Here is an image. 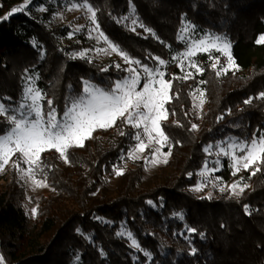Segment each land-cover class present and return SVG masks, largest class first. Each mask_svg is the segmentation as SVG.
Wrapping results in <instances>:
<instances>
[{
  "label": "trees",
  "instance_id": "1",
  "mask_svg": "<svg viewBox=\"0 0 264 264\" xmlns=\"http://www.w3.org/2000/svg\"><path fill=\"white\" fill-rule=\"evenodd\" d=\"M77 2L83 0H33L27 10L0 23V103L15 108L22 102L27 76L35 74L43 107L51 99L62 112L66 98L80 93L84 80L108 87L127 75L112 61L72 58L91 48L86 30L49 26L57 9ZM89 2L109 40L141 65L155 68L154 57L169 63L173 53L182 51L178 34L185 21L200 33L226 37L240 73L218 77L206 66L199 76L171 80L172 99L162 128L172 153L153 178L141 160L114 187L109 184L113 166L132 150L139 132L118 120L107 130L94 131L84 147L71 148L69 163L53 149L42 154L51 193L41 197L29 229L22 206L26 193L10 171L0 184V255L5 264H264V170L250 178L251 170L243 173L249 187L240 196L199 197L193 190L207 159L205 148L249 140L254 131L264 130V100L255 99L264 92V44L255 42L264 34V0ZM12 9L13 0H0V17ZM131 12L143 25L135 31L122 21ZM200 89L205 102L198 115L193 95ZM250 97L252 103L245 104ZM8 126L0 118V130ZM230 173L227 168L225 176ZM188 228L197 231L189 233ZM122 230L136 240L138 251Z\"/></svg>",
  "mask_w": 264,
  "mask_h": 264
},
{
  "label": "snow or ice",
  "instance_id": "2",
  "mask_svg": "<svg viewBox=\"0 0 264 264\" xmlns=\"http://www.w3.org/2000/svg\"><path fill=\"white\" fill-rule=\"evenodd\" d=\"M71 9H83L90 14L89 19L93 27L89 30L97 33L95 39L97 43L103 41L107 48L96 49L97 53L108 54L116 53L122 60L129 65L124 71L127 73L124 77L116 80L113 85L108 87H101L88 80L82 83V90L80 93L71 95L65 100L62 112H58L54 106L53 100L46 101V109L43 107L44 93L30 83L23 91L22 101L17 104L15 108H10L4 103H0V116H5L8 122L6 129L0 130V172L5 170L9 165L16 169L20 178L32 187L39 189L48 187L47 175L44 173V164L42 161V154L47 150L55 149L59 153L61 159L65 163H69V150L73 147H84V142L92 138V134L97 129L107 130L117 124L118 120H122L124 124H129L135 129H143V136L147 137V143L140 132H137L133 137L137 143L134 149L129 153V158L140 159L141 157L136 153H144L146 148L151 147L153 144L157 145L153 149L151 160H147L151 166H157L161 163H167L168 157L172 153L170 138L162 128V122L168 119L169 110L166 109L172 97L170 91L172 89V81L166 80L165 72L160 70V67L155 69L149 68L147 65H141L139 60L132 59L129 54L124 51L119 45L109 40L108 36L101 30V25L97 20V11L89 0L71 4ZM23 6L20 8L12 9L2 19L7 20L15 12L23 11ZM44 11L43 8L39 9ZM134 12V9H133ZM124 20L129 17H124ZM132 24H138L136 19H132ZM143 27V25H139ZM194 26L186 24L181 33H186ZM135 31V27L132 29ZM75 31H80L76 28ZM145 31H151L145 28ZM179 35L180 39L187 42V50L181 55L189 61V67L194 68L196 73L202 74L203 68L199 66V62L194 59L198 53H211L213 50L219 52L221 56L226 57V66H220V57L209 56V59L214 62L211 64L215 70L216 76L227 75L230 70L237 69L238 65L232 55L231 43L223 36L214 34H206L195 40H188L187 36ZM72 33H69V37ZM257 44H264V34H262L256 41ZM85 52L72 54L75 59L77 55L80 58L85 56ZM158 61L159 66H165L166 61L159 57H154ZM174 60L180 57H173ZM133 65L139 67H133ZM219 66V67H218ZM120 68V65H116ZM181 70L184 69V64L179 65ZM27 71V70H26ZM101 71H108L107 68H102ZM141 71L144 75H141ZM159 77V78H157ZM192 73L189 71L185 74L183 79H189ZM178 77L173 76V79ZM29 79H31L29 77ZM143 80L142 88L139 87ZM201 84L205 81L201 80ZM203 92H200L199 104L196 107H202L204 104ZM10 99V98H8ZM195 99V97H194ZM255 99L264 100V92L259 93ZM253 98H248L244 101L245 104L252 103ZM175 115V112H172ZM218 119H222L219 117ZM197 125L192 124L191 130H196ZM124 135V132H120ZM154 134V135H153ZM168 146V151L163 152L162 149ZM219 149L218 155H224L230 158L233 169L232 175L236 176L241 170L250 171V176L264 170V130L257 129L251 134L249 140H236L233 139L227 143V147H222L217 144ZM212 145L205 148L209 152ZM242 153V154H238ZM17 154L19 156L17 157ZM13 157H17L13 159ZM217 165L219 161H216ZM27 165L26 168L21 165ZM217 168H208L207 163L198 173L201 181L194 186V191H202L207 183H212L210 174L218 171ZM116 175H122V169H115ZM192 176V173L188 174ZM43 178H38V177ZM216 181L220 177L214 178ZM241 180H237L232 185L220 187V191L231 190L234 195L240 196L244 190L249 187L248 184H243L240 187ZM216 184L213 183V187ZM239 190L237 191V188ZM211 193H209V198ZM149 204L152 201H148ZM244 211L247 215H251L249 206L244 205ZM37 208L31 209V215L35 218L37 215ZM79 231V229L77 230ZM189 233H195V228H188ZM122 234V233H121ZM201 235H203L201 233ZM129 236L131 234L129 233ZM132 244L137 248L139 245L136 240H132ZM196 249H192V254H195ZM148 255L147 253H145ZM79 259V257H77ZM0 264H5V258L0 255Z\"/></svg>",
  "mask_w": 264,
  "mask_h": 264
},
{
  "label": "rangeland",
  "instance_id": "3",
  "mask_svg": "<svg viewBox=\"0 0 264 264\" xmlns=\"http://www.w3.org/2000/svg\"><path fill=\"white\" fill-rule=\"evenodd\" d=\"M32 1L33 0H13V6H14V8H20V7L23 6L24 10H27V8H29V6L31 5ZM71 4L72 3L64 4L61 9H57L56 12L52 15V18H51V20L49 22V26L56 27V26H61V25H64V24H68L74 31H75L76 28H80V31H75V32H81L83 30L84 31L86 30L87 31V41L90 44L91 48L81 51V52H85L86 53L83 58H88L90 60L95 59V60H98L100 62L112 61L115 65L119 64L120 68H122L123 70L125 68H128L129 65L126 64L122 60V58L120 56H118L116 53H111L110 51H109L108 54H105L103 52L97 53L96 49L107 48V45L104 44L103 41H101L100 43H97V40L95 39L97 33L92 32L91 35L89 34V30L93 27V25L91 24L90 19H89L90 14L87 13L86 10H83V9H71ZM40 12H42V11H40ZM5 15H6V13H4L2 17H0V23L3 21L2 18ZM125 17H129V19L124 20L123 19L124 17H123L122 21L130 29H133V27H135V29H136L139 26V23L137 25H135V26L132 24V19H136L137 20V18L134 16V14L132 12L129 13L128 15H126ZM186 24H188V23L183 21L181 29H183ZM206 34H209V33H200V32H198V30L195 27H194V31L192 29H189V31L186 32V33H181V31H180V35L187 36L188 40H195V39H197L199 37H203ZM178 42H179V44L181 46H183V50L180 51V52L173 53L171 61L169 63H166L165 66H159L158 61H157V66L155 68L160 67V70L165 72V77L164 78L166 80H172L173 76H176L179 79H183L185 74L187 72H189V71L192 73V77L201 75V74L196 73L194 68H190L189 67V61L187 60V58H184L181 55L183 52H185L187 50L186 45H187L188 41H186L184 39H180L178 37ZM210 55L212 57H220V66H226V64H227L226 57L221 56V54L219 52H216L215 50H213L211 53H198L194 57V59L199 62V66L202 67L203 69L206 66H208V67H210L212 69L211 64L214 61L209 59ZM77 57H79V56L77 55ZM173 57H180V59L174 60ZM181 63L184 64V69L183 70H181V68L179 67V65ZM133 67H139V66L133 65ZM155 68H152V69H155ZM228 73H240V70H239V68H238V70L237 69H233V70H230ZM141 75L142 76L144 75V73L142 71H141ZM222 76H225V75H221V77ZM29 77L31 79H29ZM157 78H159V77H157ZM36 81H37V78H36L35 74L28 75L27 78H26V81H25V88L30 83L32 84L33 87L37 88ZM142 86H143V80L141 81V84L139 85V87L142 88ZM200 92H202L201 89L197 90L194 93V95H193V100L195 101L196 105L199 104V99L201 98L200 97ZM194 97H195V99H194ZM202 98L204 99V96ZM22 102H25V101H22ZM203 108H204V104L202 105V107H197L198 115L201 113V110H203ZM0 118H6V117L5 116H0ZM138 130L141 133L142 138L144 139L145 143H147L148 142L147 141V137L143 136V129L141 128V129H138ZM231 141L232 140H228V141H225L223 143H217V144H221L222 147L226 148L227 147V143L231 142ZM136 143H137V141L135 140L132 150L134 149V146H135ZM217 144L212 145V148H211V150L209 152L205 151L206 155H207V159H206L205 163H207L208 168H217L218 167L219 170L210 174L209 178H210V180H212V183H207V185L203 188L202 191H199V192L194 191V192L199 197H209V193H211V197L219 195V194H222V193H228L230 196L236 197V195H234V193L230 189L226 190L224 192H221L220 191V187L227 188L228 186H230L233 183H235L237 180H241L240 187H242L243 184H244L243 181H242V175H243V173L245 171L241 170L239 173H237L236 176H233L232 175L233 169L230 167L231 160L227 156L218 155L219 149L216 147ZM156 146L157 145L153 144L151 147L146 148L144 153H136L137 155H139L141 157L140 159H131V158H129V153L132 151L131 150L128 154L123 155V156H121L118 159L116 164L113 166V170H114V168L115 169H122L123 173H124L127 170L134 168V164L135 163H138L139 161L143 160L145 162V165H146V174H147V176L149 178H153L154 175L158 174V170L159 169H163L164 170V168H165V163L158 164L157 166H151L149 163L146 162V158H147V160H151L152 154H153V149ZM53 150H55V149H53ZM162 151L163 152H167L166 146L162 149ZM238 154H242V153H238ZM58 155H59V153H58ZM18 156H19V154H17V157ZM17 157H13V159H16ZM168 159H169V157H168ZM216 161H219L218 165H217ZM205 163H204V165H205ZM21 166L24 167V168L27 167V165H25V164H22ZM227 168H230L231 173L229 175L225 176ZM12 170H14L16 172V174H17V176L19 178L20 185L23 187V189H24V191L26 193V198H25V201H24L22 206H23V209H24L26 217H27V227L29 229H31L34 226L35 222H36V217L34 218L31 215V209L33 207L37 208L41 197L47 196L49 193H51V189H50L49 186L45 187V188L36 189V188L32 187L30 184H26L20 178V175L16 171V169L11 166V161H10L9 165H7L5 167L4 171L0 172V184H4L6 182V180L9 178L10 171H12ZM198 173H197L198 182H200L201 181V177L198 175ZM120 176L121 175L118 176L114 172L113 177L109 178V184L112 187H114L117 184V181H118ZM215 177H220V180L216 181L214 179ZM38 178H42V176L38 177ZM213 183L216 184L215 187H213ZM238 190H239V187L237 188V191ZM122 234H123V236L126 239H128L129 244L131 245V247L135 251H138V248L132 244V240L133 239L131 238V236H129V234L125 230H122Z\"/></svg>",
  "mask_w": 264,
  "mask_h": 264
}]
</instances>
